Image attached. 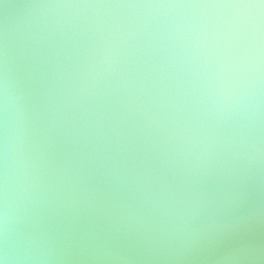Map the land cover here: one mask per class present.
Returning <instances> with one entry per match:
<instances>
[{
	"label": "clouds",
	"instance_id": "obj_1",
	"mask_svg": "<svg viewBox=\"0 0 264 264\" xmlns=\"http://www.w3.org/2000/svg\"><path fill=\"white\" fill-rule=\"evenodd\" d=\"M0 264H264V0H0Z\"/></svg>",
	"mask_w": 264,
	"mask_h": 264
}]
</instances>
